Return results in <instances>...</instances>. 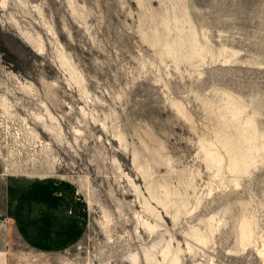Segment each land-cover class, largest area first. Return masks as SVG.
I'll return each instance as SVG.
<instances>
[{
  "label": "rangeland",
  "instance_id": "1",
  "mask_svg": "<svg viewBox=\"0 0 264 264\" xmlns=\"http://www.w3.org/2000/svg\"><path fill=\"white\" fill-rule=\"evenodd\" d=\"M179 28L193 30L202 58L160 52L155 35L162 42ZM227 94L264 139V0H0V96L11 104V113L0 106V218L14 215L10 177L68 178L88 209L80 239L63 251L34 252L0 230L1 264H151L145 249L164 264V242L178 264H264V151L242 174L217 175L203 159ZM132 149L185 200L177 219L150 198ZM243 215L252 219L246 244ZM209 217L215 228L202 244L192 228Z\"/></svg>",
  "mask_w": 264,
  "mask_h": 264
},
{
  "label": "bare ground",
  "instance_id": "2",
  "mask_svg": "<svg viewBox=\"0 0 264 264\" xmlns=\"http://www.w3.org/2000/svg\"><path fill=\"white\" fill-rule=\"evenodd\" d=\"M155 29L157 28L155 27ZM153 41L160 44V52L162 54L169 55L176 61L200 58L203 51L206 50L197 45L194 32L191 28L187 31L179 28L175 38L165 39L164 41L162 40V42H160V39L155 35ZM59 58L61 65L67 68L71 77L80 81V76L76 73V70L72 67L68 58L63 53H59ZM24 85L30 88L28 82H24ZM0 106L4 112L11 113V104L6 96H0ZM176 106L178 110L183 111L178 104ZM243 111L244 108L242 103L234 96L227 94L226 104L223 110L218 111L221 123L220 129L216 132L213 140L207 142L202 141L201 143L203 159L205 160L206 166L212 169L217 175L225 171L234 174L246 173L248 167L253 162V156L255 154H261V150L264 151V139H262L261 134L256 128L254 118L252 116H244L242 119L241 116ZM38 114L36 117L40 118ZM48 116L54 119L50 113H48ZM231 124L235 125V130H226L225 128L231 126ZM56 127L60 131V127L58 125ZM27 130L37 135V132H35L33 128L27 126ZM132 156L134 165L143 175L150 198L160 204L165 211L171 212L173 219H177L183 211H186L185 200L175 188L154 180L153 170L148 159L141 161L135 149H132ZM185 182L190 186L192 184V177L186 179ZM142 206L145 212L147 211L154 216L158 214L155 206L152 205L149 199L143 198ZM141 222L146 225L149 230L152 229V225H150V222L147 221L146 218H141ZM214 228L215 220L213 217H209L206 220L205 229L200 230L199 228H192V234L199 242L205 244L209 241L210 234ZM238 234L240 244H246L251 241L253 236L251 217L243 215L238 225ZM258 252L264 261L263 248H259ZM144 254L148 262L157 264L153 252L145 249ZM161 254L164 264H178V255L172 251L168 242H164L161 245ZM2 255L0 254V259L3 260L4 257H2ZM130 257L136 262L137 254L131 253ZM1 262L0 260V264Z\"/></svg>",
  "mask_w": 264,
  "mask_h": 264
},
{
  "label": "crops",
  "instance_id": "3",
  "mask_svg": "<svg viewBox=\"0 0 264 264\" xmlns=\"http://www.w3.org/2000/svg\"><path fill=\"white\" fill-rule=\"evenodd\" d=\"M6 185L5 206L8 208L10 204L14 215L18 210L17 217L6 212L8 232L26 248L54 253L78 242L88 209L72 180L52 176L10 177Z\"/></svg>",
  "mask_w": 264,
  "mask_h": 264
},
{
  "label": "built area",
  "instance_id": "4",
  "mask_svg": "<svg viewBox=\"0 0 264 264\" xmlns=\"http://www.w3.org/2000/svg\"><path fill=\"white\" fill-rule=\"evenodd\" d=\"M8 229V218L6 216L0 218V230L5 232Z\"/></svg>",
  "mask_w": 264,
  "mask_h": 264
}]
</instances>
